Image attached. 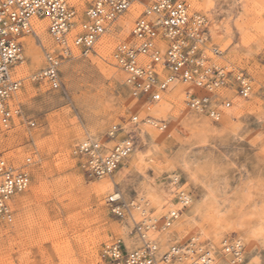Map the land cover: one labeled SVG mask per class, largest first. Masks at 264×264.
I'll use <instances>...</instances> for the list:
<instances>
[{
    "label": "rangeland",
    "instance_id": "obj_1",
    "mask_svg": "<svg viewBox=\"0 0 264 264\" xmlns=\"http://www.w3.org/2000/svg\"><path fill=\"white\" fill-rule=\"evenodd\" d=\"M83 1L82 8L79 1L81 15L89 0ZM183 1L190 13H200L207 19L211 36L208 44L222 53L224 62H220L244 70L252 78L253 93L247 99L223 90L233 109L218 122L190 110L184 103L186 86L176 81L158 101H139L130 95L111 55L117 43L130 41V29L140 12L136 4L131 7L138 12L133 20L123 21L126 11L86 55L73 50L72 56L61 62L58 89L32 78L44 66L43 51L58 50L49 34V43L31 35L20 39L26 71L18 76L21 83L16 93H21L28 82L33 92L23 100L18 101L17 95L15 100L12 98L21 115L8 129L0 127V148L15 164L28 156L32 163L30 185L18 198L12 220H0V264H93L92 256L98 259L95 264H108L101 256L103 244L114 239L122 241L120 232L125 230L138 235L128 216L117 219L109 212L106 198L110 192L99 200L89 191L105 179L114 182L113 187L128 202L136 203L134 198L139 192L143 200L149 201V213L157 217L150 237L157 242L160 255L170 245L182 244L190 237L209 247L206 239L186 226L185 219L191 216L195 224L204 222L215 210L213 197L218 196L224 215L231 212L221 229L228 238L242 237L243 264H264L263 259L253 258L259 243L251 244L247 235L264 219V0H229L227 13L222 12L220 0ZM110 27H114L115 34L110 33ZM105 35L110 41L102 52L98 45ZM30 42L31 52L26 54ZM30 53L37 55V61L32 62ZM131 115L140 119V129L130 156L112 177L88 178L75 153L77 144L90 136L106 140L112 125L124 123ZM149 118L164 120L166 129L147 126L144 122ZM29 121L34 125L29 126ZM149 139L155 141L154 150ZM151 154L161 159L160 167L147 162L146 156ZM37 169L41 179L36 184L40 192L35 195L31 187ZM168 171L178 175L176 184L167 177ZM170 185L169 200L176 205H182L181 192L192 199L180 213L167 200L160 208L150 200L153 193L167 190ZM130 209L135 212L134 207ZM170 210L179 214L174 221L187 228L177 233L175 242L162 248L158 242L160 225ZM98 232L103 239L92 255L89 241Z\"/></svg>",
    "mask_w": 264,
    "mask_h": 264
},
{
    "label": "built area",
    "instance_id": "obj_2",
    "mask_svg": "<svg viewBox=\"0 0 264 264\" xmlns=\"http://www.w3.org/2000/svg\"><path fill=\"white\" fill-rule=\"evenodd\" d=\"M133 3L139 4L142 10L130 29L132 40L130 43H117L112 59L124 75L123 83L134 99L157 101L172 81L183 82L192 88L195 81V88L185 92V104L194 112L218 122L224 109L232 104L226 93L242 99L251 95V80L245 71L219 66L206 56L210 40L206 18L197 12L190 13L183 0H89L79 19L75 7L67 0H0L2 125H8L20 112L19 107L10 103L11 95L21 83L13 68L23 61L19 38L33 34L30 24L33 17H43L48 21L47 32L58 50L43 51L44 66L32 78L47 82L51 89H58L61 85L58 68L65 58L72 56L70 43L86 55L106 28ZM69 34H72L69 37L71 42ZM162 71L169 74L168 78L160 79L164 75ZM222 88L226 90L225 95L219 94L218 90ZM149 119L143 121L147 126L166 129L164 120ZM139 122L137 115H131L124 123L112 125V130L105 135L106 142L121 139L122 144L116 141L106 153L101 151L97 140L87 146L76 147L75 153L82 160L81 166L88 178L111 176L119 168L136 146ZM28 124L34 125L32 121ZM31 161L32 157L28 156L21 165L14 166L0 153V220H12L18 198L29 187L27 167ZM118 194L108 196L106 205L112 216L125 219L129 215L130 203ZM141 227L136 223L134 228L141 239L136 249L126 250L120 239L103 244L101 256L108 264H166L180 261L182 256L188 257L192 264L213 263L211 250L205 245L198 247L192 239L183 243L189 249L185 254L180 246L173 245L167 254L156 259L157 246L143 237ZM234 250L239 253L241 249L235 246L231 252Z\"/></svg>",
    "mask_w": 264,
    "mask_h": 264
},
{
    "label": "bare ground",
    "instance_id": "obj_3",
    "mask_svg": "<svg viewBox=\"0 0 264 264\" xmlns=\"http://www.w3.org/2000/svg\"><path fill=\"white\" fill-rule=\"evenodd\" d=\"M80 0H67V2L69 4H71L72 6L75 7L76 11H77V14H78V19L81 17V14L80 12H82L80 9H79V5H80ZM192 2H195L196 0H191ZM208 2V1H207ZM81 8L84 4V1L81 0ZM220 3H221V6H222V12L224 13H227L228 10H229V0H220ZM134 4L138 5L140 7V12H139V16H140V13H141V6L137 3H133L124 13L126 15V17L124 18L125 20H123L124 22H129L131 20H133L136 15L138 14L137 10H135V8H131ZM208 4V3H207ZM135 5V6H136ZM195 5V4H194ZM193 5V7H194ZM196 6V5H195ZM134 7V6H133ZM233 7V6H232ZM123 13V14H124ZM122 14V15H123ZM122 15L118 16L111 24H113L116 20H118ZM138 16V17H139ZM137 17V18H138ZM121 19V18H120ZM206 23H207V19H206ZM30 24H31V31H33V34H28V35H31L33 36L34 38L37 39V41H40V42H48L49 43V39H48V33H47V26H48V21L43 18V17H33L31 20H30ZM110 24V25H111ZM109 25V26H110ZM133 25V24H132ZM109 26L106 28V31L107 29L109 28ZM113 26V25H112ZM111 28V32L110 33H114V27H110ZM118 29V28H116ZM110 30V29H109ZM207 30H208V27H207ZM105 31V32H106ZM104 32V33H105ZM119 32V31H118ZM209 32V30H208ZM103 33V34H104ZM102 34V35H103ZM111 34V35H113ZM72 34H69L68 35V38L71 37ZM101 35V36H102ZM210 35V34H209ZM27 36V35H26ZM20 37L19 40L21 39V41L26 37ZM100 36V37H101ZM115 36V35H114ZM99 37V38H100ZM98 38V40H99ZM211 38V36H210ZM31 40V39H30ZM97 40V41H98ZM132 39H130V41L128 43L131 42ZM29 41V40H28ZM96 41V42H97ZM110 41V37L106 36L99 42V45H98V48L99 50H104L106 51V48L108 47L106 44ZM25 42V41H24ZM69 42L70 41V38H69ZM95 42V43H96ZM27 43V42H26ZM29 44V43H28ZM41 44V43H40ZM30 45V46H29ZM27 46V53H29V51L31 50V46H32V42H30ZM70 46H71V53L73 54V50H77V48H75L73 45H71L70 43ZM94 46V45H93ZM207 47L209 49L206 50V56L210 57L211 60L219 65V66H224L225 68L228 69V67H233L234 69H238L234 66H232L231 64H227V63H223L224 62V59L221 58V52L215 47V46H209V44H207ZM114 50V48H113ZM217 52V54H214V52ZM31 52V51H30ZM103 52V51H102ZM31 54V58H32V62H35L37 61L38 57L35 53H30ZM112 56V55H111ZM113 60V59H112ZM223 61V62H220V61ZM22 62L21 61V66L20 64H15L14 68H13V71L15 72V76L18 78V76L20 75H24V72L26 71L25 70V66L22 65ZM114 62V61H113ZM241 70V69H240ZM244 71V70H243ZM164 72V71H162ZM164 75L161 76V80H164L166 78H168L169 74L164 72L163 73ZM250 77V75H249ZM250 80H251V86H252V91H251V95L253 93V83H252V78L250 77ZM176 81V80H174ZM172 81V83L174 82ZM176 82H179L181 83L182 85L186 86V89L184 90V96H185V92L187 91H192V87L187 85V84H184L183 82H180V81H176ZM171 83V84H172ZM170 84V85H171ZM169 85V87H170ZM126 86V85H125ZM127 87V86H126ZM168 87V88H169ZM128 88V87H127ZM167 88V89H168ZM19 89V88H18ZM225 88H222V89H219V94L220 95H225V91L223 92ZM18 91V90H17ZM17 91H15L12 95H11V99H10V103L13 104L14 107H18L16 106V104H14L13 100H15V95H17L18 97V101L19 99H24L25 97H28V95L33 92V88H32V85L31 83H27L25 84L24 86V89H22V91H20L21 93H16ZM250 95V96H251ZM249 96V97H250ZM13 98V100H12ZM17 99V98H16ZM161 99V97H160ZM158 99V100H160ZM157 100V101H158ZM146 101V100H145ZM185 103V102H184ZM239 103V102H238ZM186 105V104H185ZM236 105V104H235ZM187 106V105H186ZM237 106V105H236ZM188 107V106H187ZM232 107V105L229 107V108H226L224 109V113L222 115V117L224 115L227 114V112H229V109ZM238 107V106H237ZM156 108V107H155ZM154 107H152L151 109L155 110ZM159 109H161L162 107H157ZM156 108V109H157ZM189 108V107H188ZM20 109V108H19ZM190 109V108H189ZM233 109V107L231 108ZM163 110V109H162ZM192 110V109H190ZM227 110V111H226ZM193 111V110H192ZM226 111V112H225ZM232 112V111H231ZM198 113V112H196ZM201 114V113H199ZM21 115V111L19 112V115H15L12 117V120H14V118L18 117ZM204 115V114H203ZM206 116V115H205ZM208 117V116H207ZM221 117V118H222ZM209 118V117H208ZM147 120V119H146ZM12 121L9 122L8 125L6 126H3L1 121H0V127L3 128V129H8V127L10 126ZM146 124V123H145ZM206 127V126H204ZM203 128V127H202ZM140 129V128H139ZM140 137L143 139V136L140 135ZM148 137V136H147ZM157 138V137H156ZM159 138V137H158ZM146 139V138H145ZM97 139H94L92 138L91 136L88 137L87 139H84L82 140L79 144H77V146H87L89 145L91 142L93 141H96ZM121 139H116L114 140L113 143H116V141H119V144H122V142L120 141ZM144 140V139H143ZM149 141L151 142V145H152V148L153 150L155 149V141L154 140H150ZM98 144L101 145V151L102 152H107V151H110L113 143H109V142H106V140L104 141H100V140H97ZM144 142V141H143ZM157 144V143H156ZM76 146V147H77ZM0 153L5 156L7 158V160H9V157L5 155L4 151L1 150L0 148ZM69 153V152H68ZM132 153V152H131ZM67 154V153H66ZM130 156V154H129ZM128 156V157H129ZM127 157V158H128ZM68 158V157H67ZM126 158V159H127ZM80 159V158H79ZM146 159H147V162H151L152 164H154V166H159L160 163H161V159H157L155 158V156H153L152 154L150 156H146ZM81 160V159H80ZM11 162V164H14V166H18V165H21V161L18 162V164H15V162L9 160ZM82 161V160H81ZM21 163V164H20ZM32 163V161H31ZM31 163L28 165L27 167V170H28V173H29V177H30V172H29V167L31 165ZM183 165L185 168H188L187 167V163L184 162V159H183ZM160 167V166H159ZM116 172V171H115ZM114 172V173H115ZM33 176H34V183H32V193L37 195L39 192H40V188L37 186L40 182V179H41V173L39 172V170H35L33 172ZM113 173V174H114ZM112 174V175H113ZM111 176H105V177H102L100 179H104V178H110L112 177ZM167 177L169 179H171V182L172 184H176L177 180H178V175L176 173H174L173 171H168L167 172ZM195 179V178H194ZM43 180V179H42ZM220 181V180H219ZM42 182V181H41ZM38 183V184H37ZM37 184V185H36ZM30 185V183H29ZM114 185V182L110 181V180H103L98 186L94 187L93 188H89L93 195H95L94 197L98 198L100 200V198L102 197L103 194L107 193V192H110L108 196H120L122 197L121 193L118 191V189L115 188V186L113 187ZM115 188V189H114ZM169 189L167 190H161V191H157V194L156 193H153L151 195V202L158 208L161 207V203L163 201H169V204L170 206H173V207H176L177 211L180 213L182 211V208L185 206V205H188L189 204V201H191V197L188 195V194H185L183 192L180 193V200L182 199V201H180V203L182 205H176L175 203H173L171 200H169V197L171 196V185L170 187H168ZM114 189V190H113ZM208 189V187H207ZM206 189V190H207ZM113 190V191H112ZM156 190V189H155ZM135 191V190H134ZM209 191V189H208ZM211 191H209L210 193ZM151 193V192H150ZM208 194V193H207ZM142 194L139 192V193H136V197L134 199L137 198V202L134 203V201H130L129 203V215H127L131 221H133L135 227H136V223H140V225L142 226L141 228L143 229L142 231V234H143V237L147 240V241H152L154 244H156L157 246V242L152 239L150 236H151V233L152 231L155 229V221L157 219V217L155 218L153 215H150V211H149V201H146V200H143V197L141 196ZM213 197V196H212ZM213 202L215 203V210L212 211L209 213V216L204 220V222H202L201 224H195L194 222V219L193 217L191 216H187L186 217V226L189 225V227L192 228V230L196 233H199V235H201L204 239H206L207 241V244H208V248L211 250V252L213 253V256H214V260H213V263L212 264H243L244 263V258H243V245L241 243V239L242 237L241 236H236V237H226V235L224 234L223 230L221 229V226L223 225V221L226 220L227 218V214L231 213V212H228L226 215H224V210L220 207L222 206V203L220 201V199L218 198V196H214L213 197ZM150 202V203H151ZM221 204V205H220ZM134 207L135 208V212H131V209ZM188 206H186L187 208ZM157 208V209H158ZM185 208V207H184ZM156 209V208H155ZM156 209V210H157ZM172 209V208H171ZM176 210H170L169 212V217L168 218H165V220L161 223L160 225V228H161V234L158 238V242L160 243L161 247H165L171 243L169 242H175L176 239H177V233L179 234V232H181L182 230L186 229L187 227L183 226L181 223H177L176 221H174L175 219L178 218L179 214ZM189 212V210H187ZM187 213V212H186ZM174 215V216H173ZM191 215V214H190ZM193 215V214H192ZM158 216V215H157ZM170 216H173L172 220H170ZM222 216V217H221ZM136 218H139L137 221H136ZM170 220V222H169ZM237 220V218H236ZM127 222V221H126ZM194 223V224H193ZM204 223L207 224L206 228L204 227ZM167 225H169L167 227ZM134 227V228H135ZM131 230H125V231H122L120 232V236H121V239H122V244L124 246V248L126 250H133V249H136L139 247V243L141 244V239L138 235V237L135 235V233L133 232H130ZM136 232V230H135ZM184 233V232H183ZM248 237H249V240L251 242V244H253L254 242H258L259 244L257 245L254 253H253V258L256 257V259H263L264 260V219L261 220L257 226L255 228H253L252 230L248 231ZM93 237L90 238V241H89V246H90V249H91V254L92 255H95L96 253V247L99 243V241L101 239H103L101 237V235L99 236V232L98 233H95L93 235H91ZM189 239H192L194 241L195 244L198 245V247H202L203 248V245H205L204 243L200 242L196 237H190ZM169 243V244H168ZM173 245H178L180 246V248L182 249L181 252H184V254L187 252V247H185V245L182 243V244H172L169 246V248L161 253L160 255V249H158L157 247V250L155 251L154 253V256L156 259H160L164 254H167L171 248V246ZM254 245V244H253ZM207 246V245H205ZM235 246H239L240 247V252L238 253L237 250H234L233 252H231V249L234 248ZM168 247V246H167ZM93 249V250H92ZM251 250V249H250ZM189 252V251H188ZM250 256V255H249ZM183 258L180 260V261H175V264H192L190 262V259L188 257H184L182 256ZM91 262L93 264H95V262H98V259L97 257H94L92 256L91 258ZM258 262V261H257ZM169 263H172V262H169ZM169 263H166V264H169ZM262 263V261H261Z\"/></svg>",
    "mask_w": 264,
    "mask_h": 264
},
{
    "label": "snow or ice",
    "instance_id": "obj_4",
    "mask_svg": "<svg viewBox=\"0 0 264 264\" xmlns=\"http://www.w3.org/2000/svg\"><path fill=\"white\" fill-rule=\"evenodd\" d=\"M195 84H196V82L195 81H193V88H195ZM239 161H237V163H238Z\"/></svg>",
    "mask_w": 264,
    "mask_h": 264
}]
</instances>
